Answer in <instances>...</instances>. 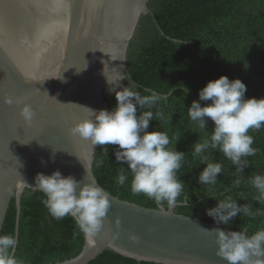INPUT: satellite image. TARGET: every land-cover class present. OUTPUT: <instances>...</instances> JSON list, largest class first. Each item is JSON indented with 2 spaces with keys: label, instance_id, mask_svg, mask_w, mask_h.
I'll return each instance as SVG.
<instances>
[{
  "label": "water",
  "instance_id": "obj_1",
  "mask_svg": "<svg viewBox=\"0 0 264 264\" xmlns=\"http://www.w3.org/2000/svg\"><path fill=\"white\" fill-rule=\"evenodd\" d=\"M148 2L0 0V231L12 197L17 227L21 196L30 188L24 182L35 186L39 172L59 169L100 186L93 173L96 147L68 129L87 117L83 106L107 109L114 95L109 89L127 86L124 79L110 85L106 78L130 76L129 44ZM8 95L32 107L30 122L21 116V105L5 102ZM109 199L95 237L90 241L83 233L77 255L48 264H88L106 249L161 264H229L217 255L215 232L206 230L225 229L222 224L174 207H145L111 194Z\"/></svg>",
  "mask_w": 264,
  "mask_h": 264
},
{
  "label": "trees",
  "instance_id": "obj_2",
  "mask_svg": "<svg viewBox=\"0 0 264 264\" xmlns=\"http://www.w3.org/2000/svg\"><path fill=\"white\" fill-rule=\"evenodd\" d=\"M147 6L149 12L141 17L138 30L129 44L127 68L142 95L148 94L144 92L145 88L171 93L168 101L160 105L168 119L160 124L157 120L150 121L148 131L159 126L158 130L166 131L173 142L181 133L175 147L186 152V160L178 172V177L184 182V193L178 198L177 202L181 204H177L174 211L215 223L206 209L216 205L213 198L223 199L222 194H230L238 204L251 203L254 210L264 213V203L252 200L256 191L247 183L251 174L264 173V128L249 130L257 152L255 156L248 157L249 165L242 176L244 183L239 188L232 187L236 179L235 167L217 151L210 159L222 163L223 172L218 174L215 185L206 186L197 179L204 165L191 156V146L204 138L205 132L187 115L188 106L199 98V90L222 74L230 80L241 79L246 84V98L264 97V0H149ZM125 83L127 85L128 80ZM115 105V95H111L107 109ZM208 130H213L210 119ZM117 147L96 146L93 173L98 183L120 199L145 207H157V203L144 194L131 192V173L126 163L121 165L116 161ZM99 159H103V164L97 167ZM121 168L128 176L123 186L116 183ZM185 194L189 196L187 204L183 203ZM241 196L244 198H239ZM42 198L41 192L24 189L16 227L12 197L0 231V234L18 233V253L25 264L62 261L77 255L84 243L83 232L73 218L66 216L56 220L42 204ZM163 206L167 208L166 203ZM221 224L234 231L246 228L251 235L264 227V214L257 215L255 219L238 214L230 224ZM88 264L161 263L138 261L106 249Z\"/></svg>",
  "mask_w": 264,
  "mask_h": 264
},
{
  "label": "clouds",
  "instance_id": "obj_3",
  "mask_svg": "<svg viewBox=\"0 0 264 264\" xmlns=\"http://www.w3.org/2000/svg\"><path fill=\"white\" fill-rule=\"evenodd\" d=\"M121 79L128 80L127 86L109 89L115 95V107L97 110L83 106L87 117L77 120L68 131L73 137L90 141L94 148L97 145H117L115 158L119 164H127L131 173V192L144 194L158 205L166 203L168 208H173L184 193V182L178 177V172L186 160V152L175 147L181 133L175 136L173 142L166 131L158 130L159 126L148 131L150 121L157 120L160 124L168 119L160 105L168 101L171 93L145 88L144 92L148 94L142 95L130 76L118 73L111 80L106 78L110 85ZM246 91V84L241 79L230 80L222 74L209 80L199 90V98L187 108L190 120L205 132V137L191 146V156L204 165L197 177L200 184L215 185L218 174L223 172V164L210 159L217 151L235 167L236 179L232 187L239 188L244 183L242 176L249 165L248 157L255 156L257 152L249 130L264 128V97L246 98ZM4 100L8 104L21 105V116L26 122L31 121L33 109L23 98L8 95ZM202 101L205 102L203 105ZM209 119L213 122L211 132L208 130ZM102 164L103 159L96 161L97 167ZM84 167L88 176L89 169ZM127 180L128 176L121 168L116 183L123 186ZM34 181L35 186L24 183L32 191L43 194L41 202L53 218L61 220L70 216L90 241L95 237L110 207V194L105 189L95 183L77 180L72 175L65 176L59 169L50 175L39 172ZM247 183L256 191L252 200L264 203V173L251 174ZM222 195L223 199L211 197L217 203L206 209L207 215L216 224L228 225L238 214L252 219L264 214L254 210L251 203L238 204L232 195ZM188 202L189 196L185 194L183 203ZM206 230L215 232L217 255L229 264H264V227L251 235L246 228L238 231H226L220 227ZM18 246L19 237L0 234V264H25L17 257Z\"/></svg>",
  "mask_w": 264,
  "mask_h": 264
},
{
  "label": "rangeland",
  "instance_id": "obj_4",
  "mask_svg": "<svg viewBox=\"0 0 264 264\" xmlns=\"http://www.w3.org/2000/svg\"><path fill=\"white\" fill-rule=\"evenodd\" d=\"M17 257L20 258L19 255H17Z\"/></svg>",
  "mask_w": 264,
  "mask_h": 264
}]
</instances>
